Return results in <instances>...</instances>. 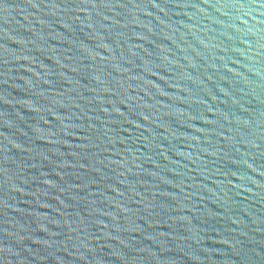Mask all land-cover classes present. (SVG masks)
Here are the masks:
<instances>
[{"label":"water","instance_id":"water-1","mask_svg":"<svg viewBox=\"0 0 264 264\" xmlns=\"http://www.w3.org/2000/svg\"><path fill=\"white\" fill-rule=\"evenodd\" d=\"M0 264H264V0H0Z\"/></svg>","mask_w":264,"mask_h":264}]
</instances>
